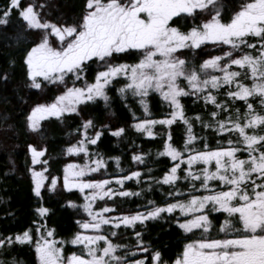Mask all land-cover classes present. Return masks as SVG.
<instances>
[{
    "label": "snow or ice",
    "instance_id": "snow-or-ice-1",
    "mask_svg": "<svg viewBox=\"0 0 264 264\" xmlns=\"http://www.w3.org/2000/svg\"><path fill=\"white\" fill-rule=\"evenodd\" d=\"M39 7L43 5L35 0L26 6L23 0H9L0 8V25L9 24L13 11L19 10L28 28L42 30L38 42L24 56L31 86L42 88L43 78L66 88L51 102L32 108L27 117L29 127L38 130L48 117L63 118L65 113L78 112L80 105L98 98L108 105L110 86L117 78H126L117 91L125 101L129 94L139 97L145 113L141 119L133 112L136 122L131 126L149 137L162 135L154 131L156 125L167 126L163 151L157 155L169 157L173 164L162 177L147 175V190L152 191L153 185H159L162 192L163 185L171 190L164 192V203L148 200L137 206L142 210L112 216L113 211H119L113 198L143 195L144 189L124 188L126 181L135 178L142 183L141 177L146 174L136 170L123 175L117 156L109 159L115 160L119 173L108 179L88 178V174L101 173L102 169L107 174V161L100 153H95L97 158L92 160L88 145H96L108 126L101 125V130L90 135L89 129L95 124L92 119L85 120L81 126L83 139L70 145L67 152L84 153L88 159L84 164L65 165L63 187L83 194L81 207L89 219L77 221L80 230L70 239L57 238L55 228L36 221L20 233L0 234V249L6 250L16 242L28 244L35 250L36 264H264V0H242L228 20L223 18L222 0H85L79 18L63 24L43 20ZM203 15L208 18L187 31L176 24V19ZM19 38L18 34V42ZM209 42L229 47L222 55L190 65L181 50L194 51ZM131 55L137 56L135 62L122 60ZM10 63L14 65L15 59ZM93 65L102 70L89 81L86 74ZM213 71L221 74L214 75ZM2 78L7 80V74ZM66 78L71 80V87H67ZM82 79V86H77ZM225 86L226 99L219 101L218 93ZM152 92L159 93L171 109L159 119L148 118L153 115L148 102ZM189 96L216 107L207 122L200 114L187 115L182 98ZM229 100L243 102L246 110ZM225 109L227 115L221 118ZM194 120H199L203 128L227 134V140H217L213 147L207 136L196 134ZM178 121L186 132L180 146L173 143L171 131ZM125 131L119 127L113 134L120 137ZM29 149L33 165L40 163L47 151L34 145ZM145 156L133 154L132 159L142 163ZM30 171L33 191L42 200L48 169L37 171L32 167ZM181 181L186 182L184 187ZM57 184L58 179L53 177L49 190L55 191ZM201 191L203 194H197ZM68 203L77 207L73 201ZM177 211L180 215L173 222L184 233L199 235L187 239L174 259L165 260L151 241L144 240L142 231L135 232L136 245L117 242L121 233L114 229L121 225L135 229L138 224L163 220L165 213L174 215ZM36 212L44 217L50 209L42 205ZM212 213L225 216L218 226ZM66 244L79 246L78 251L68 252ZM137 253L147 255L135 258ZM0 264L22 262L15 257L10 262L0 258Z\"/></svg>",
    "mask_w": 264,
    "mask_h": 264
},
{
    "label": "trees",
    "instance_id": "trees-1",
    "mask_svg": "<svg viewBox=\"0 0 264 264\" xmlns=\"http://www.w3.org/2000/svg\"><path fill=\"white\" fill-rule=\"evenodd\" d=\"M33 2V0H23V4ZM242 0H222L224 5L223 18L228 20L233 11L237 9L238 3ZM9 3V0H0V8ZM37 5H43L38 10L43 20H51L57 24L72 23L83 12L85 0H35ZM207 15L197 16L195 19L191 16L176 19V24L182 30L187 31L193 24H200L202 20L207 19ZM42 30L31 29L27 27V22L19 16V10H14L9 18V24L0 25V234L7 236L20 233L28 227L35 224L47 223L49 228H55L57 238L70 239L72 235L80 230L77 221L87 220L89 217L84 212L81 205L84 203L83 194L78 189H67L63 187L64 167L68 163L84 164L87 162L88 156L84 153L76 154L67 152V148L76 144L77 141L83 139L82 124L85 120L92 119L95 127L89 129V134L94 135L96 131L101 130V125H107L104 135L96 145L89 144L91 159L95 160V153H100L107 161L108 167L101 170V173H90L88 178L92 179H108L112 174L119 173L116 162L110 157H120V168L124 169L123 175H128L130 171L140 170L142 174V183H137L133 178L126 181L124 188L132 191H141V196L117 197L116 208L119 211H113L112 216H116L119 212H129L142 210L137 209L138 205H144L148 200H155L157 203H164V192L171 189L167 185H163L164 192L161 191L159 185H153V190L148 191L149 181L146 176L162 177L173 164V161L166 156H158L157 152L163 151L165 141L167 139V126L156 125L154 131L162 135L147 136L145 133L132 127L136 121L133 118V112L139 118H145V113L139 104V97H132L129 94L127 101L121 97L117 91L126 79L117 78V81L110 86L109 96L110 103L105 104L103 98H98L95 102H88L86 105H80V111L74 113H65L63 118L48 117L41 121V127L33 130L29 127L27 117L32 108L37 104L49 103L58 94L60 85L44 82L42 88L37 89L31 86V79L27 76V66L24 61L26 50L33 46L34 42H38V37ZM19 34V42L17 35ZM227 45L216 46L211 42L194 51L181 50L185 57L189 60L190 65L194 62L199 65L203 60L212 56L222 55L223 51L228 50ZM15 59L13 65L11 60ZM129 63L137 60L136 55L123 57ZM234 68L236 66H233ZM95 65L92 66L87 78L89 81L93 79L94 73L99 71ZM7 74L8 79L2 78L3 74ZM214 75H220L218 71L212 72ZM68 79V78H66ZM68 79V85H71ZM83 84V79L77 82V86ZM228 91L227 86L218 93V100L224 101L226 97L224 93ZM214 94H217L214 91ZM150 110L153 113L152 119H159L171 109L168 104L163 101L159 93L152 92L148 97ZM185 105L186 113L189 117L197 114L203 116L204 121L209 120V113L216 111V107L208 102L205 106L203 99H197L195 96L182 98ZM235 107L246 110L243 102H231ZM258 106V101L253 100ZM131 105V108L129 107ZM227 115V109L221 114V118ZM195 132L197 135L208 137V143L215 147L217 140H227V134L217 133L215 129L203 128L199 120H194ZM124 127L125 133L120 137L113 134L114 130ZM80 129V131H77ZM173 143L177 146L183 144L186 139L185 126L182 122H177L172 126ZM235 138V137H233ZM29 145H34L38 150L47 148L45 155L40 158V163L32 164V154ZM196 147L201 145L196 144ZM146 154L142 163H137L132 159L133 154ZM47 160L48 164L44 165L43 161ZM35 167L37 171L41 168H47L49 179L45 181V188L42 191L41 200L33 191L34 183L30 169ZM148 169L152 171L149 173ZM58 179L55 191H50L51 179ZM186 182L181 181V187ZM113 187H116L113 184ZM198 187V185H197ZM123 190V189H122ZM197 194H203L202 191ZM181 199L186 198L179 197ZM108 199V198H105ZM73 201L77 207H72L68 202ZM109 200V204H111ZM99 206H104L100 201L96 202ZM50 209L46 216L41 217L37 214L36 209L41 206ZM165 213L163 220H150L145 225H137L135 229L131 227L125 229L121 225L120 229H114L121 233L118 243L136 245L135 232L142 231L144 240L151 241L154 248L162 252L165 260H172L182 250L187 239H195L198 237L192 234L184 233L173 221L178 217ZM215 224L218 226L224 215L216 213L211 214ZM117 239V238H113ZM68 252L78 251L76 245H65ZM147 255L145 253H137L135 258ZM15 257L22 264H36V255L34 248L28 244H20L16 242L14 245L5 249H0V258L11 261Z\"/></svg>",
    "mask_w": 264,
    "mask_h": 264
},
{
    "label": "rangeland",
    "instance_id": "rangeland-1",
    "mask_svg": "<svg viewBox=\"0 0 264 264\" xmlns=\"http://www.w3.org/2000/svg\"><path fill=\"white\" fill-rule=\"evenodd\" d=\"M100 70H102V69H100ZM214 72V71H213ZM124 79H126V78H124ZM40 80L41 81H44L43 80V78H40ZM127 81V80H126ZM44 82H47V81H44ZM54 84H56V85H59V83H54ZM72 86V84L71 85H68L67 87H71ZM80 86H82V85H80ZM59 88V91H58V94H57V96L58 95H60L62 92H64L65 90H66V88H65V86H62V85H60V86H58ZM51 102V101H50ZM35 107V106H34ZM177 213V215L179 216L180 215V213H179V211H177L176 212ZM223 222V220L221 221V223ZM213 234H215L214 232H213ZM77 248H79V246H77ZM78 250V249H77Z\"/></svg>",
    "mask_w": 264,
    "mask_h": 264
}]
</instances>
